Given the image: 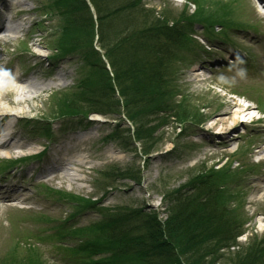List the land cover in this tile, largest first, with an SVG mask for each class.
<instances>
[{"label": "rangeland", "instance_id": "1", "mask_svg": "<svg viewBox=\"0 0 264 264\" xmlns=\"http://www.w3.org/2000/svg\"><path fill=\"white\" fill-rule=\"evenodd\" d=\"M4 1L0 0V28L15 26L19 32H7L6 28L0 32V36L16 37L11 44L0 40V109L17 114L13 135L32 146L27 153L38 152L47 145L34 123L44 124L48 133L52 131L54 142L48 145V152L52 151L67 171L58 170L57 178L47 184L59 201L51 198L49 203L38 193L43 188H38L35 181L40 170L34 172L35 177L30 176V170L36 168L34 164L0 172V180L10 186L16 184L17 193H24L22 197L29 199L27 204L33 210L49 215L34 218L33 211L13 207L8 200L0 202V264H45V260L59 264L63 254L74 258L77 264H115L110 258L116 252V242L111 244L99 231L70 234L63 237L62 243L56 237H45L37 245L40 255L36 258L26 252L20 228H54L66 224L69 216L78 212L72 220L73 228L85 227L101 218V214L104 216L110 207H143L165 220L170 204L163 199L165 190L190 181L197 185L198 180L190 178L200 170L205 173L204 180L211 170L217 171L215 179L208 180V187L214 190L220 181L227 191L225 198L218 199L221 202L217 201V209L224 204L228 217L241 225L235 246L222 249L225 255L217 264H230V256L238 250L243 254L253 244L260 248L263 258L258 264H264V0H140L144 21L159 19L167 26L173 25V29L178 25L175 31L186 38V44L178 49V58L163 71L161 80H165V87L159 88L161 94L155 97L156 102L166 100L169 110L154 117L151 135H144L147 127L140 130L137 123L143 136L140 141L136 139V123L127 117V101L120 96L115 79L113 82L110 63L92 42L96 25L93 33L91 28L73 26L63 13L49 19L42 10L51 0ZM75 1L63 0L72 4ZM236 26L257 30L248 29L250 33L245 38ZM220 35L224 36L220 39L230 36L237 41V47L244 45L252 50L260 69L245 71L239 62L241 57L227 52L229 44H223L218 39ZM81 52L88 53L84 56L93 66H85ZM101 62L122 102V112L104 117L91 115L99 120L95 122L83 119L85 115L59 117L65 110L59 112V107L72 100L71 91L80 92V80L92 73L101 74ZM16 79L38 87L19 99L20 94L7 85ZM246 107L248 110L241 114L238 123L234 122V112ZM117 129L122 132L119 141L107 137ZM122 140L128 148L120 144ZM144 143L158 146L149 157L141 153ZM5 154L6 151L0 152V165L15 156ZM113 166L136 172L141 182L107 176ZM203 185L197 188L203 189L205 195L207 188ZM93 237H98L109 250L103 246L99 254H94L96 247L92 242L86 243ZM72 244L82 246V250L68 251L66 248ZM117 259L122 260L119 264H146L138 254Z\"/></svg>", "mask_w": 264, "mask_h": 264}, {"label": "trees", "instance_id": "2", "mask_svg": "<svg viewBox=\"0 0 264 264\" xmlns=\"http://www.w3.org/2000/svg\"><path fill=\"white\" fill-rule=\"evenodd\" d=\"M90 2L95 8L96 19L85 0H77L73 4L53 0L51 4L46 5L45 11L50 17L63 13L73 26L91 28L93 33L97 24V44L110 63L115 76L113 82L115 79L120 96L127 101L125 102L128 109L127 117L136 123V139L140 141L143 139L141 128L147 127L143 133L151 135L153 131L150 125L153 124L154 117L162 110H169L166 100L156 102L155 97L161 94L158 89L165 87V80H161L163 71L178 58V49L186 44V38H182L181 33L175 31L179 28L178 25L173 29V25L167 26V23L159 19L151 23L144 21L142 19L144 15L139 11L140 0H90ZM94 41L95 38L92 42ZM84 54L88 53L81 52L80 58L87 66L88 56L86 60ZM99 68L100 75L92 76V73L80 80L81 86L78 87L80 92L71 91L72 100L59 107V112L65 109L61 111L63 113L59 117L85 115L82 118L86 120L91 114L106 116L119 115L122 112V102L115 95L112 80L102 62ZM66 97L68 99L69 96ZM137 123L141 125L140 130ZM121 134L122 132L117 129L113 134L114 139L119 141ZM125 143L123 140L120 142L128 148ZM141 146L144 157L151 156L158 147L148 143ZM126 170L113 166L107 176L141 182L142 178L136 172ZM200 171L190 178L198 180L197 185L191 184L190 181L176 189L165 190L163 199L170 203L165 220H161L156 212L143 207L109 208L96 223L86 228H77L68 235H77L81 232L93 234L99 231V235H103L111 244L116 242V252L111 254L110 258L115 264L122 262L117 258H128L132 254H138L141 258L143 256L146 264H217L220 256L225 255L222 249L235 246L237 237L241 235V225L228 217L230 215L224 204L217 209L218 202H221L218 199L225 198L227 192L224 185L219 184L220 181L214 190L208 187V180L215 179L217 171L211 170L212 173L207 180L203 178L204 171ZM199 184H204L202 187L206 186L205 195L203 189L201 191L198 189ZM185 187H189L187 192L182 191ZM87 204V208L91 207L89 201ZM22 236L24 237V234ZM92 239L86 243L90 245L92 242V246L96 247L93 249L94 254H99L103 249L109 250L98 237ZM26 248V252L34 257L38 258L37 255H40L36 247L26 244ZM66 249L78 253L82 246ZM245 250L243 254L242 250L236 251L234 255L233 252H229V255H232L230 256L232 259H229L230 264L261 263L263 258L258 246L253 244ZM44 263L51 264L46 260Z\"/></svg>", "mask_w": 264, "mask_h": 264}, {"label": "bare ground", "instance_id": "3", "mask_svg": "<svg viewBox=\"0 0 264 264\" xmlns=\"http://www.w3.org/2000/svg\"><path fill=\"white\" fill-rule=\"evenodd\" d=\"M11 28L13 30H16L17 27L11 26ZM7 85H8V87L10 89H13V90L17 91V93L20 94L18 96L19 99H22L25 95H27V94H29L31 92H35L36 91L35 89H37V87H38L33 82H27V84H25V83L19 82L17 79L15 81L9 82ZM7 109H9V108L7 107ZM246 110H248V107L244 108L243 110H239L238 109L237 111H235L234 112V116H232L233 119H234V122L238 123V121L240 120L239 117L241 116V114L244 115L243 113ZM2 113H9V111H7L6 108L5 109L2 108V109H0V115H3ZM10 114H15V113L14 112H10ZM248 118L250 119V117H248ZM15 144H18L16 147L17 148H21L26 153L32 151V149H33L31 145H25L23 143H20L19 140L14 138V135L11 134L5 139V142L0 145V150H5L6 151L5 155L9 156V155H11V153L13 152V149L15 148V147H13ZM64 169H65V171H67L66 168L63 167L62 170L64 171ZM68 175H72V174H68ZM3 188H6V190L8 191L7 186H3ZM11 191H12V189H11ZM4 197H5V199H8V198L11 197V195L4 196ZM15 199H16V197H15ZM0 201H2L1 197H0Z\"/></svg>", "mask_w": 264, "mask_h": 264}]
</instances>
